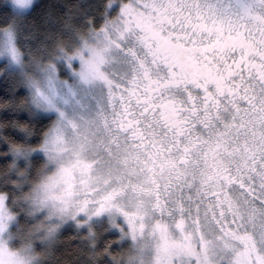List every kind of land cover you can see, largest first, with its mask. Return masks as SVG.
<instances>
[{"label":"snow or ice","instance_id":"6c2138e0","mask_svg":"<svg viewBox=\"0 0 264 264\" xmlns=\"http://www.w3.org/2000/svg\"><path fill=\"white\" fill-rule=\"evenodd\" d=\"M101 7L84 13L99 85L67 120L94 141L71 216L150 237L157 264H264V0Z\"/></svg>","mask_w":264,"mask_h":264},{"label":"clouds","instance_id":"9594fccd","mask_svg":"<svg viewBox=\"0 0 264 264\" xmlns=\"http://www.w3.org/2000/svg\"><path fill=\"white\" fill-rule=\"evenodd\" d=\"M0 3L11 9L8 23L0 26V59L8 60L0 75L13 69V88L28 90L0 108L27 111L33 117L56 114L41 131L28 121L0 120V135L9 124L25 134L23 141L6 136L9 148L0 153L12 156L0 164V264H157L154 244L146 243L150 237L133 239L119 233L109 240L111 229L77 224L70 211L75 205L66 203L80 198L78 192L66 193L70 182L75 189L80 187V173L72 163L78 154L91 155L94 144L88 125L72 129L67 120H79L74 109L81 89L89 83L99 85L89 73L88 62L94 59V50L104 47L103 37L98 39L85 23L88 10L83 0L67 4V12L59 15L50 9L43 31L34 26L27 30L28 14L37 0ZM60 61L70 69L69 76L60 75ZM103 70L110 71V65ZM35 135H40V141L30 143ZM38 152L43 159H33ZM69 225L73 230L66 233Z\"/></svg>","mask_w":264,"mask_h":264},{"label":"trees","instance_id":"16d2710c","mask_svg":"<svg viewBox=\"0 0 264 264\" xmlns=\"http://www.w3.org/2000/svg\"><path fill=\"white\" fill-rule=\"evenodd\" d=\"M75 2V0H37L35 7L28 14L31 19L27 22V30L31 31L32 27L40 29L43 31L45 27V19L46 13L51 9L56 12L57 15L67 12V4H71ZM102 0H83V7L88 10L89 15H96L97 20L102 19L99 16V12L102 11L101 7ZM11 9L9 6L0 3V26H3L9 21V13ZM34 22V25H33ZM51 27L55 28L57 25H51ZM29 43H35V41H29ZM6 65L5 62H0V68H4ZM13 69H9L4 73V75H0V104H3L8 101H12L27 95V89L24 87L13 88L12 85V77L10 72ZM53 119L51 116L39 115L38 117L30 116L27 111H16L11 107L0 108V120L2 121H28L29 123H34L38 129V131L43 130L48 123ZM3 135H0V153L7 152L9 148V144L5 137H12L16 140L23 141L25 140V134L20 131L18 128L13 127L9 124L8 127L4 128ZM40 135H35L29 141L30 143H38L40 141ZM11 155H0V164L6 163L11 160ZM33 159L40 160L43 159L41 155H34ZM23 163V162H21ZM73 229L71 227L66 228L65 231L70 232ZM118 235L115 232L110 231L108 233V239L113 240L115 236Z\"/></svg>","mask_w":264,"mask_h":264},{"label":"rangeland","instance_id":"374dc122","mask_svg":"<svg viewBox=\"0 0 264 264\" xmlns=\"http://www.w3.org/2000/svg\"><path fill=\"white\" fill-rule=\"evenodd\" d=\"M0 62H5L6 65L8 64V60L7 59H0ZM58 66L60 68V75L61 76H69L70 69L66 66V64L63 61L58 62ZM73 66L74 67H78L79 66V62L78 61H74L73 62ZM27 92H28V90H27ZM40 115H44V116L48 115V116L53 117V119H54L56 114L55 113H51V114H40ZM35 155H41L43 157V154L39 153V152L36 153ZM69 227H71V225H69L67 228H69ZM111 231L119 234V232L117 230H111Z\"/></svg>","mask_w":264,"mask_h":264}]
</instances>
